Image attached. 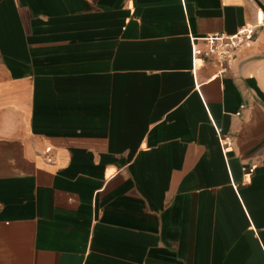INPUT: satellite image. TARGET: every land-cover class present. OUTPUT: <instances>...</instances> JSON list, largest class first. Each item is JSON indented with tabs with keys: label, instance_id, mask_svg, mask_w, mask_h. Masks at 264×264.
Wrapping results in <instances>:
<instances>
[{
	"label": "crops",
	"instance_id": "0c3cea01",
	"mask_svg": "<svg viewBox=\"0 0 264 264\" xmlns=\"http://www.w3.org/2000/svg\"><path fill=\"white\" fill-rule=\"evenodd\" d=\"M0 264H264V0H0Z\"/></svg>",
	"mask_w": 264,
	"mask_h": 264
},
{
	"label": "built area",
	"instance_id": "2783aa9c",
	"mask_svg": "<svg viewBox=\"0 0 264 264\" xmlns=\"http://www.w3.org/2000/svg\"><path fill=\"white\" fill-rule=\"evenodd\" d=\"M262 23V19L258 21L259 25ZM256 28L257 26L255 25H245L233 35L214 34L199 39L205 48L195 45L194 55L197 59L216 61L221 67V72L224 73L230 68L236 53L253 42ZM243 108L244 106H242ZM221 142L223 146L228 144L226 138H221ZM46 159L48 162H52L53 160L49 150L46 152ZM244 170L248 173L247 175H251L254 172L253 167L249 169L245 168Z\"/></svg>",
	"mask_w": 264,
	"mask_h": 264
}]
</instances>
